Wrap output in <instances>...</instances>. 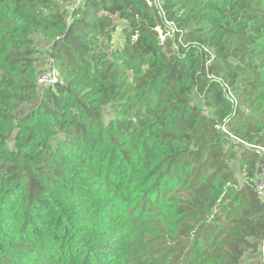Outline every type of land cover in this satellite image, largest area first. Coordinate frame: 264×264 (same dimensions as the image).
Instances as JSON below:
<instances>
[{"label":"trees","instance_id":"16d2710c","mask_svg":"<svg viewBox=\"0 0 264 264\" xmlns=\"http://www.w3.org/2000/svg\"><path fill=\"white\" fill-rule=\"evenodd\" d=\"M154 4L0 0V264H254L264 0Z\"/></svg>","mask_w":264,"mask_h":264},{"label":"built area","instance_id":"2783aa9c","mask_svg":"<svg viewBox=\"0 0 264 264\" xmlns=\"http://www.w3.org/2000/svg\"><path fill=\"white\" fill-rule=\"evenodd\" d=\"M156 7L158 6V0H155V4H154ZM167 25H169L168 23H165ZM166 26V25H165ZM167 27V26H166ZM169 33L166 34L168 36H173L174 38V33H175V29L169 25ZM156 30V29H155ZM159 32V33H162L161 31L159 30H156V32ZM161 35V34H160ZM166 35H161V37H165L163 40L161 38L160 39V42L163 44L165 40H170ZM160 37V36H159ZM134 38L131 40L132 42H134ZM56 82V79L54 76H52L51 78L49 76H45L41 81L40 83L43 84L45 83L46 85H51V84H54ZM232 97V96H231ZM233 101V100H232ZM234 103V101H233ZM260 150V152L262 153L263 155V158H262V161L260 163V165L258 166V169H257V173L255 175V178L253 179L255 185L257 186L256 188V191H257V196L260 198V200L262 202H264V149L262 148H258ZM250 260L253 259V257H248ZM254 264H264V243L261 244L258 248V252L256 254V258H255V262Z\"/></svg>","mask_w":264,"mask_h":264},{"label":"rangeland","instance_id":"374dc122","mask_svg":"<svg viewBox=\"0 0 264 264\" xmlns=\"http://www.w3.org/2000/svg\"><path fill=\"white\" fill-rule=\"evenodd\" d=\"M74 2L76 4L78 3V1H74ZM165 25L170 30L169 25H167V24H165ZM156 30L161 31L159 27H157ZM157 33H158V36H160L159 38H161L162 40L165 38V37H161L162 33H159L158 31H157ZM115 36L116 37H115L114 41L110 44V47L113 48V50L118 49L120 47L121 43H122V35H121V30L120 29L117 30ZM166 36L170 39L171 42L174 41L173 36H168V35H166ZM120 40H121V43H120ZM206 55L208 56L209 59H211V55L208 53V51L206 52ZM40 58H41V60L38 62V68H39L38 89L39 90H43L44 88L50 87L52 85V84L51 85H46L45 83H43V84L40 83V81L45 76H49L50 78L52 76H54L56 81L58 80V76L52 70L50 62L47 59H45L44 57H42V56H40ZM25 110H26V108H25ZM232 164H233V160H230V165H232Z\"/></svg>","mask_w":264,"mask_h":264}]
</instances>
